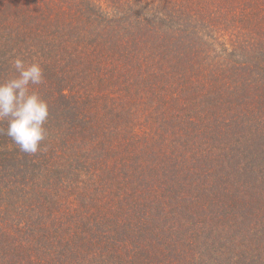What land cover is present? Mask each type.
<instances>
[{"label":"trees","instance_id":"1","mask_svg":"<svg viewBox=\"0 0 264 264\" xmlns=\"http://www.w3.org/2000/svg\"><path fill=\"white\" fill-rule=\"evenodd\" d=\"M14 55L49 116L0 122V264H264V0H0Z\"/></svg>","mask_w":264,"mask_h":264},{"label":"clouds","instance_id":"2","mask_svg":"<svg viewBox=\"0 0 264 264\" xmlns=\"http://www.w3.org/2000/svg\"><path fill=\"white\" fill-rule=\"evenodd\" d=\"M14 74L0 80V122H7L6 135L23 153L35 155L45 140L48 102L36 86L44 83L41 63L14 55Z\"/></svg>","mask_w":264,"mask_h":264}]
</instances>
